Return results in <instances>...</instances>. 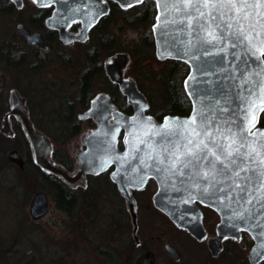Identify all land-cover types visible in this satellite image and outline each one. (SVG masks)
<instances>
[{"label": "snow or ice", "instance_id": "snow-or-ice-1", "mask_svg": "<svg viewBox=\"0 0 264 264\" xmlns=\"http://www.w3.org/2000/svg\"><path fill=\"white\" fill-rule=\"evenodd\" d=\"M155 3L153 31L159 29L164 50L199 62L203 77L219 79L194 80L187 116L157 122L144 116L147 106H141L125 129V151L113 162L130 183L156 178L178 196L187 194L184 203L199 198L222 205L232 214L229 220L261 229L258 235L264 237V129L256 128L264 112V0ZM119 132L117 122L105 133L111 135L105 154L117 153ZM106 163L101 157L100 166Z\"/></svg>", "mask_w": 264, "mask_h": 264}, {"label": "rangeland", "instance_id": "rangeland-1", "mask_svg": "<svg viewBox=\"0 0 264 264\" xmlns=\"http://www.w3.org/2000/svg\"><path fill=\"white\" fill-rule=\"evenodd\" d=\"M32 11L33 5L30 1H25L23 7L16 8L9 13L0 10V52L8 49L9 45L15 46L16 42L13 39H16V24L21 19L28 18V13ZM137 11L136 8L128 9L126 12L116 11L107 20L110 31L120 41L123 48L118 52L128 53L134 44L141 41V30L126 25L123 20V17H131ZM98 33L99 30L94 32L86 42L65 45L64 48L60 44H55L47 52L37 51L21 41L24 57L18 67L7 64L0 56V74L3 82L0 92L6 95L9 93L10 87L18 86L28 98L35 122L49 127L54 150H67L73 163L77 161V153L83 147L82 138L92 125L88 120H80V132L68 138L64 143L57 136L60 130L56 128V125L61 123L65 114L64 98L73 100L78 97L84 55L88 49L97 44ZM1 46L3 47L1 48ZM58 50H61L63 55L69 59V63L64 64L57 59ZM37 55L43 60L39 61ZM128 55L130 60L125 69V75L133 78L137 64L133 63L129 53ZM110 59L111 57H103L104 63L109 62ZM144 60V68L147 70H145L143 86L153 93L155 100L160 101L161 96L158 90L152 91L151 89V86L155 87L154 85L158 87V83L149 74L160 70L163 61H159L156 57ZM138 63L140 64V61ZM105 84L101 78L97 77L94 81L93 94L102 92ZM44 110L45 113H43ZM75 112L78 113L81 110ZM47 113H51V115L47 116ZM1 117L2 112L0 120ZM47 117L52 118L50 123ZM0 145L8 146L10 142H0ZM8 150L5 153L6 156ZM32 174L33 170L31 169L27 170V173L21 174L16 166H8L0 158V264H46L53 256L67 251V216L57 207L51 195L49 209L43 217L34 220L29 213L34 193L38 190H46L40 184L41 179L38 177L35 181ZM28 181L34 185L28 186ZM155 187L154 182L150 181L147 191H153ZM213 217L216 218L215 215ZM165 219L158 217L159 224L156 226L157 229L153 230L154 234H157L158 228L167 226ZM182 236L188 239V236ZM248 241V234H244L239 242L231 241L227 250L218 259L208 257L204 243L200 247H195L188 241L183 247V258L178 264H248L246 257L249 249ZM192 249H197L196 255L191 254ZM160 250L163 251L162 248ZM78 258L83 259L81 255H78ZM160 262L165 264L164 255L160 256ZM67 264H69L68 260Z\"/></svg>", "mask_w": 264, "mask_h": 264}, {"label": "water", "instance_id": "water-1", "mask_svg": "<svg viewBox=\"0 0 264 264\" xmlns=\"http://www.w3.org/2000/svg\"><path fill=\"white\" fill-rule=\"evenodd\" d=\"M16 6L21 7L23 0H12ZM33 1V0H32ZM116 2L121 8H130L140 4L136 0H111ZM155 2V0H154ZM39 7L44 5L53 6L51 14L46 18L45 24L48 28L56 29L59 33V38L64 45L72 44L74 41L85 42L89 38L91 29L96 26L99 20L110 12L109 0H41L40 3H35ZM123 5V6H122ZM156 5V3H155ZM131 6V7H132ZM157 9V7H156ZM159 9H157L158 14ZM74 22H80L78 31L70 30ZM152 32L155 43V55L158 60L164 61L166 59L181 60L189 66V71L184 79V88L188 95L191 90V85L195 79H211L213 81L219 79L218 76L203 77L197 69L199 62L192 61L183 55L177 56L174 52L169 53L164 50L163 37L159 35V29ZM19 35L29 44L38 45L42 48H47L48 43L43 37L41 30L32 31L23 22L16 25ZM171 44V37H168ZM129 62V55L126 52H116L111 56L109 62L106 63L105 69L109 78L118 85L119 90L126 96L128 104L131 106L132 113L128 114L120 110L113 102L111 96L107 92L98 93L90 103L89 108L80 116L91 117L97 122L96 128L87 132L83 138L85 147L78 153V162L75 172L71 173L62 164L56 162L52 158V142L50 138L41 130L36 128L29 117L28 106L25 98H23L18 89L13 87L10 89V109L5 112L0 122V132L6 136L13 137L14 130L12 128L11 116L18 119L25 131L29 140L30 146L34 155V162L37 167L60 175L66 182L75 184L76 182H83L88 173H99L105 169L113 167L110 172L111 180L117 185L121 194L126 198L133 220L136 223V202L132 194V189L143 188L144 184L130 183L129 179L124 176V169L120 167L119 163L113 162L112 157L115 154H122L125 151L124 137L126 135L125 129L131 123L132 117L141 112V106L146 105L147 109L143 112L144 116H152L157 122H163L164 117L168 116H187V115H173L166 114L162 120H158L155 116L148 113L149 101L147 96L138 88L136 82L126 77L124 68ZM218 71V69H217ZM192 76L194 79L189 80ZM188 82L186 88L185 82ZM1 84V80H0ZM99 97V99H97ZM189 97V95H188ZM192 103V98L189 97ZM93 101H96L94 104ZM262 112L258 115L257 129H264V126L259 125V119ZM105 117L107 119H105ZM119 122L120 132L117 134L116 149L117 153L105 154L103 149L107 146L106 141H111V135L105 136L114 125ZM122 141V147L119 146V141ZM103 157L107 163L101 167L100 158ZM8 159L14 163L18 169L23 170L25 167V160L18 149L13 148L8 152ZM157 182L158 188L153 196L154 205L167 214L170 219L179 227L187 229L191 234L199 239L206 236V230L203 224V212L195 203L199 198H194L188 203H184L187 199V194L184 197L178 196L171 187H165L160 180L154 178ZM48 195L44 190L36 191L31 199L29 213L35 220L44 215L48 210ZM216 209L220 216V221L216 226V235L209 239L208 245L213 255H218L222 249V242L224 236L241 238L242 231L248 232L252 237L254 243L249 252V259L252 264H257L264 260V237L258 235L261 229L253 228L251 225L243 224L233 217L229 220L228 217L231 212L222 205L213 204L208 200L201 201ZM264 222V221H262ZM236 224L239 227H232ZM243 229V230H241ZM257 238L254 239L253 236ZM166 249L174 261L180 260L179 251L167 244ZM143 264H155V258L152 252L148 251L145 254Z\"/></svg>", "mask_w": 264, "mask_h": 264}, {"label": "flooded vegetation", "instance_id": "flooded-vegetation-1", "mask_svg": "<svg viewBox=\"0 0 264 264\" xmlns=\"http://www.w3.org/2000/svg\"><path fill=\"white\" fill-rule=\"evenodd\" d=\"M25 1H30L33 5V11L28 13V15L34 13L37 8H42L38 7L32 0H23L21 7H23ZM140 5L141 4L136 5L130 9H138ZM21 7L16 6L12 0H0V10L2 12L9 13L16 8ZM27 26L31 28L29 25ZM79 26L80 24L75 22L71 25V30L77 31ZM45 28L54 30L48 28L46 24ZM31 30L36 29L31 28ZM42 32L45 37V32L43 30ZM16 36L19 37L18 31ZM21 41L25 43L24 40L20 39L17 46H19V52L23 53L20 45ZM77 42L78 41H75L74 43ZM31 46L37 51L43 50L47 52V50L50 49H42L38 45ZM0 78L2 80L1 74ZM19 92L28 101V98L24 93H22V91H20V89ZM86 109L76 113L75 111L79 110L76 108L73 113L72 120L74 123L72 122V126L79 128L78 133L81 129L80 120H88L92 125L90 126V130L95 128L97 125V122L93 118L89 116H80ZM29 114L30 118L33 119L30 106ZM14 119L15 118L12 116V128ZM27 143L31 148L28 140ZM82 148H84V143ZM75 164L76 162L73 163L71 169L68 168L70 172H74ZM111 170L112 167L105 170L108 171L109 180ZM97 175H99V173L87 174L83 182H76L75 184L66 182L69 191L74 195V199L72 200V203L68 205L66 210L57 206L67 216L66 223L68 225V244L66 245L67 251H65L64 256L67 258L69 264H143L145 254L148 251L153 253L155 264H161V255H164L165 257V264H178L183 258V247L188 241L195 247H200L202 243H204L203 245L207 250L208 257L210 259H218L227 250L228 244L231 241L239 242L242 240L243 235L246 234L243 231L240 239H234L232 237L224 239L220 253L218 255H213L209 249L208 241L216 235V226L220 219L219 213L216 209L208 204L202 203L199 200L195 201L197 206L203 212V224L206 230V236L203 239H199L191 234L187 229L177 226L167 214L154 205L153 196L157 190V183L154 179H149L143 188L132 189V194L136 202L137 218L135 223L130 212L128 202L119 191L117 185L111 182V180L110 184L105 183L104 181H99L100 178H97ZM57 176L60 177L59 175ZM150 181H153L156 186L153 191H147ZM46 193L49 198L48 205L51 201L50 195L55 202L52 193L49 190H47ZM208 213L212 215L209 216ZM213 215H215L216 218H214ZM158 217H164V219L166 218L165 221L167 226L164 228H158L157 234H154L153 230L157 229L156 226L159 224ZM182 235L188 236V239L184 238ZM167 244L175 247L179 251V261H174L172 259L166 249ZM252 244L253 240L249 236V249L246 256L248 264H252L249 259V251ZM161 248L164 252L160 250ZM196 250L192 249L191 254L196 255ZM78 255H81L83 259L78 258ZM263 262L264 260L257 264H262Z\"/></svg>", "mask_w": 264, "mask_h": 264}, {"label": "trees", "instance_id": "trees-1", "mask_svg": "<svg viewBox=\"0 0 264 264\" xmlns=\"http://www.w3.org/2000/svg\"><path fill=\"white\" fill-rule=\"evenodd\" d=\"M109 3L111 6L110 13L107 16L102 17L99 20L97 26L91 31L92 35L94 32L99 30L97 36L98 41L97 44L88 49L84 55V63L81 70V85L78 97L73 100H65L64 98L65 114L61 119V123L56 125V128L60 130L57 136L63 143L66 142L68 138L78 134L79 128L72 126V116L76 108L83 110L89 106L90 101L94 96L93 87L94 81L97 77L101 78L106 83L103 91L108 92L111 95L113 102L119 107V109L127 113L132 111L125 95H123L118 86L109 79L104 68L103 57H110L114 52L123 49L121 47L120 41L110 31L107 20L116 11L126 12L125 10H122L117 3L112 1ZM50 12L51 7L49 6L37 8L34 13L28 15V18L21 19V21L26 22L31 28L43 30L45 32V38L49 44V48H52L55 44H60L64 48V45L61 44L58 38L57 31L45 28V18L50 14ZM155 15L156 7L154 1L144 0L135 15L131 17H123V20L126 25L141 30V41L137 44H134L129 50L133 63L137 64V68H135L136 73L133 76V79L137 82L138 87L146 94L147 98L149 99L150 106L148 112L154 115L157 119L161 120L166 114H189L192 103L184 88V79L189 71V67L183 61L177 59H167L163 62V66L160 68V70L149 74V76L151 78H155V81L158 83V87L154 85L155 87L151 86V89L152 91L155 89L158 90L161 96L160 101L155 100L153 98V93L146 90L143 86V80L146 74L145 70H147L144 68V59L155 57V43L152 35V23L155 20ZM19 40L20 38L17 36L16 39H13V41L16 42L15 46L9 45L7 46L8 49L0 52L1 59L13 67H18L23 62L22 59L24 55L23 53L19 52V46H17ZM2 47L3 46H1V48ZM57 57V59L64 64L69 63V59L63 55L61 50L57 51ZM37 59H39V61L43 60L38 58V55ZM139 61L140 64L138 63ZM9 105L10 102L7 94L5 95L0 92V113L6 111L9 108ZM45 110L43 113H45ZM49 115H51V113H49L47 116ZM47 119L49 123L52 121V118L50 117H47ZM35 124L47 135H52L47 125H43L39 122H35ZM259 125L264 126V112H262L260 115ZM13 128L15 130V135L13 138L6 137L0 133V142H10V145L8 146L0 145V158H2V160L8 166L13 165L8 160L5 153L9 148H18L19 151H21L24 155L26 162L24 170L19 171V173L25 174L27 173V170H33L32 175L34 176L35 181H37L39 177L41 179L40 184L42 185V188L49 190L54 197L56 205L61 209L66 210L68 205H70L74 199V195L69 191L66 182L56 174L42 170L35 166L33 153L27 143L21 123L17 119H14L13 121ZM53 155L55 159L62 163L65 167L69 169L72 168L73 163L70 156L68 155L67 150H55ZM108 175V171H104L99 173L97 178L101 179L99 181H104L105 183L110 184L111 182ZM33 185L34 183L32 182L28 183V186ZM46 264H67V258L64 256V253H58L57 256H53L50 259V262H47Z\"/></svg>", "mask_w": 264, "mask_h": 264}, {"label": "bare ground", "instance_id": "bare-ground-1", "mask_svg": "<svg viewBox=\"0 0 264 264\" xmlns=\"http://www.w3.org/2000/svg\"><path fill=\"white\" fill-rule=\"evenodd\" d=\"M148 101H149V99H148ZM149 105H150V102H149Z\"/></svg>", "mask_w": 264, "mask_h": 264}]
</instances>
